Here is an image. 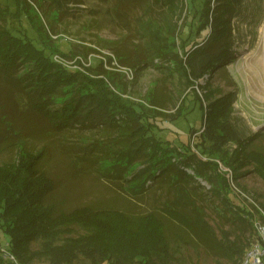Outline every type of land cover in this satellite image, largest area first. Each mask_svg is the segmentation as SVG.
Segmentation results:
<instances>
[{"label": "trees", "instance_id": "obj_1", "mask_svg": "<svg viewBox=\"0 0 264 264\" xmlns=\"http://www.w3.org/2000/svg\"><path fill=\"white\" fill-rule=\"evenodd\" d=\"M7 1L19 26L23 17L28 24L38 19L42 46L35 45L26 29L17 35L13 27L0 24V152L12 154L0 164V233L8 236L9 253L26 264L33 252L30 244L44 239L49 242L33 255H44L49 264H74L78 257L90 264H184L179 257L182 246L201 244L215 260L238 264L252 216L227 189L228 179L218 171L217 160L233 170L234 180L242 175L239 169L252 166L264 181V151L256 143L264 139V131L245 136L234 127L235 92L216 96L218 89L213 90L210 81L200 86L202 96L194 90L192 102L201 127L185 139L177 138L176 145L163 132L166 106L160 98L148 95V106L135 102L123 97L126 84L120 72H107L99 65L93 73L85 68L87 73L55 61L53 55L68 57V52L43 40L47 33L35 8L39 6L40 16L47 18L50 9L44 11V5L64 10L68 0ZM122 1L116 5L117 14ZM154 2L172 13L180 5V0ZM242 2L200 0L201 8L193 16H198L196 33L203 37L188 45L183 41L180 51L161 42L155 53L176 63L189 86L215 72L233 85L226 67L237 53L234 19ZM260 9L258 5L256 11ZM10 13L0 3V22L5 23ZM106 48L113 56L106 55L108 61L115 59L119 67L130 70L136 58L139 67L149 65L146 56L118 42ZM187 95L181 100L186 105L181 115L189 107ZM194 133L195 149L190 140ZM231 143L235 147L229 150ZM83 174L105 183L115 197L72 206L70 183ZM196 178L207 181L211 189L198 190ZM203 195L220 200L226 211L235 210L239 224L231 221L229 231L238 230L233 241L227 240L230 232L220 229L219 238L208 224ZM149 199L154 202L151 210L136 209L137 203ZM77 226L86 232L53 245L54 239ZM0 264H7L1 254Z\"/></svg>", "mask_w": 264, "mask_h": 264}, {"label": "rangeland", "instance_id": "obj_2", "mask_svg": "<svg viewBox=\"0 0 264 264\" xmlns=\"http://www.w3.org/2000/svg\"><path fill=\"white\" fill-rule=\"evenodd\" d=\"M2 8L9 7L10 16L5 23L0 22L5 27H13L17 35H21L24 29L32 37L35 45L40 48V31L38 19L27 20L22 18L21 26L14 13L13 6L7 0H0ZM119 0H68L64 10L55 9L53 4L44 5L43 10L48 11V17H41L42 10L37 6L35 16L44 25L47 36L43 38L48 44L57 45L61 52H68V57L53 55L54 59L60 60L62 65L69 69H77L87 72L85 68H94L102 65L107 72H120L121 82L126 84V94L135 102H140L148 106V97L153 94L157 100H162L166 110H162L166 115L165 126L168 138L174 139L173 143L179 145V139L194 131L200 130V117H198L197 105L192 102L195 97L194 90L202 96L204 90L200 86L211 82V88L216 91V96L229 91L235 92L233 102V112L231 120L234 127L245 136L264 131V0H243L239 15L234 19L235 35L237 38L235 58L227 64L226 70L233 85L227 82L223 74L214 73L212 78L204 76L197 80L196 85L189 86L185 79L176 71V63L164 61L155 53L156 46L170 44L176 51H180L183 41L188 45L194 40H200L203 34L196 33L198 16H193L196 10H200V0H180L175 12H169L165 5L155 3L154 0H141L138 4L135 0H123L120 3L118 14L115 10ZM140 5V6H139ZM258 5L261 9L256 11ZM61 11L58 13V11ZM37 12V13H36ZM62 39V40H61ZM118 42L125 49L137 51L140 55L147 57V65L141 68L142 64L136 58L135 65L130 70L119 67L115 59L108 61L106 55H110L107 45ZM146 51H144V45ZM165 44V45H166ZM173 45V46H172ZM42 47V46H41ZM92 49H94L92 51ZM72 51V52H71ZM70 52V53H69ZM139 62V63H138ZM66 63V64H65ZM138 63V64H137ZM137 64V65H136ZM141 66V67H139ZM118 76V75H117ZM188 94L186 103H189L188 110L184 115L185 104L181 100ZM149 95V96H148ZM170 99H169V98ZM204 105L206 102L203 101ZM257 127V128H256ZM260 127V128H259ZM256 128V129H255ZM198 133L191 135V146ZM31 141L37 140L36 136H30ZM256 143L264 151V139L258 138ZM234 143L229 144L228 149L232 150ZM12 158V154L0 152V164ZM55 162L60 163V159ZM218 162V171L224 173L228 179L227 189L239 201V203L249 211L252 218H257L259 213L264 212V181L252 172V166H245L239 169L242 175L238 179H233V170ZM60 167L59 164H56ZM189 173H192L189 170ZM197 184L201 186L198 190L205 192L211 189V185L202 178H196ZM72 195L70 202L72 206L83 205L89 202L110 200L115 194L109 191L107 185L101 181H96L92 176L83 174L70 183ZM204 206L208 224L220 238V229L230 232L227 240L233 241L238 230H232L235 210L226 211L225 207L218 199L205 196ZM137 210H151L154 202L152 199L145 203H137ZM239 224L238 221L234 222ZM246 231V230H245ZM86 230L80 226L74 228L73 232L62 234L53 240V245H60L65 236L73 237L77 234H84ZM8 236L0 233V254L7 264H19L18 260L9 253L10 246L7 244ZM255 240L252 226L243 234L242 243L245 245L243 255L238 260L242 264L246 250ZM49 241L42 239L30 244V249L42 251ZM180 259L184 264H227L221 259L215 260L211 252L202 245L182 246L180 249ZM28 257L26 264H49L48 258L44 255H33ZM74 264H90L84 258H77ZM73 264V263H72ZM171 264H180L172 262Z\"/></svg>", "mask_w": 264, "mask_h": 264}, {"label": "built area", "instance_id": "obj_3", "mask_svg": "<svg viewBox=\"0 0 264 264\" xmlns=\"http://www.w3.org/2000/svg\"><path fill=\"white\" fill-rule=\"evenodd\" d=\"M249 221L255 234V240L246 250L242 264H264V212L261 211L257 218L249 217Z\"/></svg>", "mask_w": 264, "mask_h": 264}, {"label": "bare ground", "instance_id": "obj_4", "mask_svg": "<svg viewBox=\"0 0 264 264\" xmlns=\"http://www.w3.org/2000/svg\"><path fill=\"white\" fill-rule=\"evenodd\" d=\"M256 128H257V127H256ZM256 128H255V129H256ZM259 128H260V127H259Z\"/></svg>", "mask_w": 264, "mask_h": 264}]
</instances>
